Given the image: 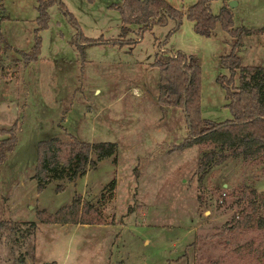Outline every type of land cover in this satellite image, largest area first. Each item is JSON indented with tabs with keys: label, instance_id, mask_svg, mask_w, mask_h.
I'll return each mask as SVG.
<instances>
[{
	"label": "rangeland",
	"instance_id": "1",
	"mask_svg": "<svg viewBox=\"0 0 264 264\" xmlns=\"http://www.w3.org/2000/svg\"><path fill=\"white\" fill-rule=\"evenodd\" d=\"M60 1L84 36L116 42H79L52 3L38 32L36 59L24 63L15 50L0 49V128L14 123L16 136L0 164V264H264V225L254 219L235 245L217 243L215 235L233 213L249 207L242 188L255 189V216L264 215L262 152L221 159L225 151L217 145L199 169L209 147L182 144L181 109L156 101L153 55L180 50L198 59L200 116L229 118L215 79L228 74L218 58L229 49L226 31L216 22L212 34L196 33L183 14L194 0H166L182 11L176 27L173 19L144 30L130 24L124 36L113 6L121 0ZM220 3L209 0L212 13ZM35 5L0 0V32L24 51L32 43ZM233 11L235 25L257 33L236 47L241 64L264 67V0H237ZM52 136L112 141L115 150L100 159L91 150L94 163L81 174L68 178L64 171L37 189L36 142ZM73 200L77 207L67 208ZM79 216L101 222H75Z\"/></svg>",
	"mask_w": 264,
	"mask_h": 264
},
{
	"label": "trees",
	"instance_id": "2",
	"mask_svg": "<svg viewBox=\"0 0 264 264\" xmlns=\"http://www.w3.org/2000/svg\"><path fill=\"white\" fill-rule=\"evenodd\" d=\"M52 3H56L66 15L75 29L74 35L79 42L85 44L116 42V39L111 38L84 36L76 20L60 0H36L37 14L34 18L35 26L29 49L24 51L10 45L1 32L0 49L15 50L21 55L24 63L36 59L40 48L38 32L47 25L49 17L47 8ZM113 6L117 7L120 14L119 34L121 36L129 30L130 24H137L138 30H144L153 23L164 25L167 19H173L174 27H176L182 15L181 10L167 3L166 0H121V4ZM184 14L192 22V29L198 34L205 36L212 34L218 22L220 28L229 35L228 51L218 56L219 64L227 69L228 74H218L215 79L224 90L226 99L224 105L229 109L231 116L221 121H212L200 116L198 59L180 50L156 52L153 55L151 64L158 68L157 103L160 106H175L181 109L186 128V135L181 140L182 144L196 143L209 147L199 159V169H204L212 159L215 155L214 147L217 145L225 151L221 159L237 155L245 157L258 151H261L264 157V67L241 64L240 57L235 52L242 35L251 33L253 29L242 25L233 26L232 13L227 3L221 4L218 11L212 13L209 0H194L186 7ZM168 33L169 31L165 37ZM70 41L72 42V38ZM236 72L237 82L234 80ZM0 133H6V136L0 138L1 164L15 145L14 123L9 128H0ZM35 149L33 175L36 178L37 189H41L50 177H61L64 171L69 170L68 178L81 174L87 164L94 163L89 156L91 150L95 152V157L100 159L112 154L115 144L112 141L89 142L75 137H69L66 142H61L52 136L37 140ZM240 194L241 198H246L249 207L233 213L216 231L217 243L224 246L237 244L246 234L253 219L257 225H264V215L255 216L257 205L250 200L251 197H253L251 199L257 197L255 189L242 188ZM260 201L264 202V196ZM76 203V200H73L66 207L69 208L72 205L77 207ZM75 222L98 223L101 221L87 220L79 216Z\"/></svg>",
	"mask_w": 264,
	"mask_h": 264
},
{
	"label": "crops",
	"instance_id": "3",
	"mask_svg": "<svg viewBox=\"0 0 264 264\" xmlns=\"http://www.w3.org/2000/svg\"><path fill=\"white\" fill-rule=\"evenodd\" d=\"M236 2H235V4H234V6L233 7H229L230 8V11H231V13H232V22H233V26H240V25H242V26H245L244 24H242V22H240L239 24H237V25H235L234 24V20H235V17H237L238 15H236L235 13H236V11L234 12L233 11V8L237 5V0H235ZM227 3V5H228V1L227 0H221V3H220V5L221 4H223V3ZM120 3V2H119ZM184 11V10H183ZM184 14V13H183ZM239 17V16H238ZM246 27V26H245ZM248 28H251V27H248ZM257 28V27H256ZM252 34H256L257 35V33H249V34H245V35H243L242 37H241V40H240V43L238 44V46H237V50H240L241 48H242V46L244 45L243 43H244V41L246 40V39H248ZM254 37H252V43H255L254 42ZM250 45H255V44H247V46H250ZM14 46V45H13ZM256 46V45H255Z\"/></svg>",
	"mask_w": 264,
	"mask_h": 264
},
{
	"label": "water",
	"instance_id": "4",
	"mask_svg": "<svg viewBox=\"0 0 264 264\" xmlns=\"http://www.w3.org/2000/svg\"><path fill=\"white\" fill-rule=\"evenodd\" d=\"M228 1V6L232 7L235 4V0H227Z\"/></svg>",
	"mask_w": 264,
	"mask_h": 264
}]
</instances>
